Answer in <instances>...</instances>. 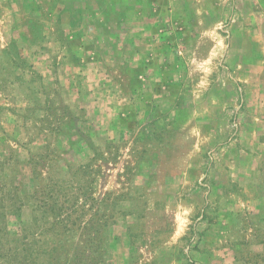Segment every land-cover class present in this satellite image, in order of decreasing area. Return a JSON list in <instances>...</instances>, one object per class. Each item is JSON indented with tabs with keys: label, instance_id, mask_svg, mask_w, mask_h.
Wrapping results in <instances>:
<instances>
[{
	"label": "rangeland",
	"instance_id": "rangeland-1",
	"mask_svg": "<svg viewBox=\"0 0 264 264\" xmlns=\"http://www.w3.org/2000/svg\"><path fill=\"white\" fill-rule=\"evenodd\" d=\"M52 182L83 209L51 230L68 258L264 264V0H0V191L34 264Z\"/></svg>",
	"mask_w": 264,
	"mask_h": 264
},
{
	"label": "trees",
	"instance_id": "trees-1",
	"mask_svg": "<svg viewBox=\"0 0 264 264\" xmlns=\"http://www.w3.org/2000/svg\"><path fill=\"white\" fill-rule=\"evenodd\" d=\"M80 187H76V189H79ZM73 187L70 186H64L57 184L56 182H52V184H45L42 186V188L38 191L39 196H43V199H39L36 196L33 197L36 200V203L34 204V212L33 215V223L35 227H37V214L39 213L40 217L43 219L45 224V229L47 230V240H43L44 244L47 245L46 248H38V250H35V252H38V255L45 256L48 255L50 257L52 255V250L54 249L57 253V256L55 258V262L52 261L51 258H48V260H43L41 264H93L90 263V252L92 250H86L87 255L80 258L77 254H75L72 258H68L66 255L59 254V251L63 249V247L58 243L55 242L54 247L49 246L50 242L53 241H60L55 238H51L53 235L54 237L58 234H52L51 230L54 228L57 224L61 225L63 236L69 234L72 230V228L67 224V222H71V224L75 225V220L72 219V213L80 212L78 216H75L76 220L79 219V216L83 215V209L79 207L77 196L74 194H70L69 191H71ZM7 193V198L4 195L2 191H0V264H34V262H31V259H38L34 256V249L32 247L33 244L37 243L39 240L37 239L35 234H31V239L27 241L26 243H22L21 241L28 240L27 238V228L24 227L21 229L20 226V232L16 231H10L7 228V212L9 214H16L19 212V206L15 203L13 198L10 196L8 197L9 193ZM85 200L95 201V198L86 195L84 198ZM108 200V199H107ZM14 201V202H10ZM9 202V204H8ZM99 204L102 208H105L107 206L106 199L99 201ZM93 207V206H92ZM90 207V209L92 208ZM69 212V213H68ZM50 214V216H55L56 219H54V222H47V216ZM62 217L60 218V216ZM66 215V217H64ZM103 221L100 224L102 228L107 227V219L108 217L106 214H101ZM1 224L4 225L1 227ZM87 227V226H85ZM88 233H90L91 225L87 227ZM54 230V229H53ZM22 234V235H21ZM3 239L6 240V243L3 242ZM21 243V246H20ZM63 252V251H62ZM24 253V255H23ZM83 254V252H82ZM75 260V261H74ZM84 260V262H82ZM73 261V262H72ZM86 261V262H85Z\"/></svg>",
	"mask_w": 264,
	"mask_h": 264
}]
</instances>
